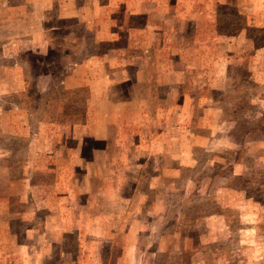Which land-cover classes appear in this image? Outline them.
<instances>
[{"label":"rangeland","instance_id":"obj_1","mask_svg":"<svg viewBox=\"0 0 264 264\" xmlns=\"http://www.w3.org/2000/svg\"><path fill=\"white\" fill-rule=\"evenodd\" d=\"M0 264H264V0H0Z\"/></svg>","mask_w":264,"mask_h":264},{"label":"crops","instance_id":"obj_2","mask_svg":"<svg viewBox=\"0 0 264 264\" xmlns=\"http://www.w3.org/2000/svg\"><path fill=\"white\" fill-rule=\"evenodd\" d=\"M12 8V7H11ZM8 22V20H7ZM9 23V22H8ZM27 25H33L32 23H25V25L23 24L22 26V35H27V34H30V33H33V29H30V28H26L25 26ZM162 67V66H161Z\"/></svg>","mask_w":264,"mask_h":264}]
</instances>
